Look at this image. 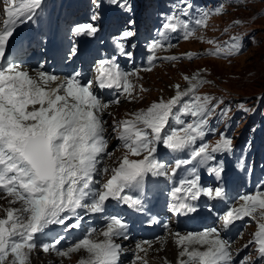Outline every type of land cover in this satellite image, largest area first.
<instances>
[{"label":"snow or ice","instance_id":"obj_1","mask_svg":"<svg viewBox=\"0 0 264 264\" xmlns=\"http://www.w3.org/2000/svg\"><path fill=\"white\" fill-rule=\"evenodd\" d=\"M3 2L6 5V19L0 30V198H10V205L19 203L21 207H8L4 210L5 218H0V264H31V253L38 248V235H49L46 230L52 226H66V231L77 229L84 214H105L110 201L137 212L143 211L144 184L149 175L171 179L181 167L195 162L207 168L217 181L226 179L224 164L220 162L209 167V162L216 159L217 153H232L233 139L222 133L215 144L195 146L197 140H203L208 132V117L215 111L213 97L195 95L201 85L208 83L200 79L199 73L184 77L189 84L187 90L181 91L180 86L176 85V94L171 99L153 102L146 109L132 113L131 119L118 122L115 131L125 153L117 161V166H101L102 158H111L112 155L107 152L108 141L104 137L106 122L103 120L110 104L95 94L93 81L86 84L80 82L79 72L62 79L55 74L39 71L33 77L19 64L5 63L6 50L17 23L33 20L43 0ZM108 3L124 12H132L130 0H108ZM94 4L96 8L101 6L100 0H94ZM174 7L179 12L173 11L164 17L158 35L164 37L182 31L184 40L193 38L195 29L180 18H191L193 4L190 0H182V6L177 4ZM222 14L223 6L205 10L199 13L195 25L206 28L210 16ZM96 19L98 14L94 13L92 20ZM125 24L129 26L128 29L122 31L115 43L120 55L131 59L132 53L126 50L122 40L127 41L136 35L135 31L130 30L136 21L128 18ZM99 30L93 23H85L76 25L72 33L76 37L95 36ZM200 39L203 41L202 37ZM206 42L215 46V50L208 54L216 57L222 54L238 55L242 48L238 37H233L225 47L214 40ZM164 48L165 44L159 39L148 45L150 65L158 59L156 53ZM67 55H77L76 45L69 48ZM185 58L193 60L197 56L188 53ZM164 59L176 61L178 58ZM143 70L151 71V67ZM133 76L139 78L136 72L121 71L115 60L103 59L98 62L95 83L100 89H116L132 100L136 90V85L130 79ZM140 91L146 89L140 86ZM186 96L190 99L182 104ZM112 103L119 104L120 100ZM178 107L180 115L174 112ZM229 111L225 109L223 115L226 116ZM181 115L194 119L185 124ZM173 118L182 127L166 131ZM159 145L172 153L191 149L190 156L188 159H176L169 170L157 159ZM192 173L193 178L181 181L171 191L170 210L176 215L196 213L195 202L201 196L217 201L225 199L223 184L204 188L195 167ZM97 176H107L108 179L98 180ZM97 184L100 187H96ZM131 192L139 195L134 196ZM241 200L239 207L230 208L221 217L223 227L227 229L245 217L257 220L258 230L252 243L258 246L259 256L264 260V192L245 195ZM72 217H76V221L69 224ZM106 219L104 229L98 233L96 229L87 231L67 250L58 248L62 237H53L51 242L39 247L44 253L55 252L60 257H70L73 253L84 251L87 256L79 264H119L123 249L115 240L128 238V224L117 216ZM151 223H157V219L153 218ZM173 235L181 249L179 264H232L231 245L221 238L217 228L184 235L176 232ZM94 236H102L103 239H94ZM149 247L150 241L136 244V264H148L141 253L146 254ZM200 248L205 250L201 251ZM243 264H252L251 258L244 260Z\"/></svg>","mask_w":264,"mask_h":264},{"label":"rangeland","instance_id":"obj_2","mask_svg":"<svg viewBox=\"0 0 264 264\" xmlns=\"http://www.w3.org/2000/svg\"><path fill=\"white\" fill-rule=\"evenodd\" d=\"M236 21L240 23L237 24ZM223 32L231 37L243 36L248 38L250 41L249 50L228 61L201 57L192 61L183 59L182 61H174L171 64L163 65L150 73L144 74L143 79H140V82L144 85L143 88L146 89L144 92L140 91L141 85L136 81L138 78L134 76L132 82H137L135 96L141 94V99L136 100L134 98L129 102L126 101L125 108L121 112L127 114L133 110L135 113L146 109L145 107H149L153 102H158L161 99L165 101L171 99L176 94V85L180 86L181 91L187 90L189 84L184 77H193L197 73L200 74V79L208 82L199 87V95L213 97L212 104L215 101L224 99L231 101L230 107H232L235 102L240 100L253 103L258 96L264 95V0H248L246 5L225 8L222 15L209 19L207 28L199 37L187 41L185 45L167 50L165 55L201 53L210 45L206 42L207 40H212L214 36L221 35ZM201 37L203 41L200 39ZM190 41L191 43H189ZM119 111L117 108L112 109L109 114L107 113L106 118L112 119ZM9 199L0 198V204L2 201ZM11 206L20 208L17 204ZM19 206L21 205L19 204ZM257 230L256 220L249 231L255 233ZM247 238V236L243 237V240L239 242V246L246 243ZM168 240L167 237L162 241L152 243L150 253H153L152 248L164 245L162 243ZM39 254L40 256L35 255V258L51 256ZM141 255L146 257L148 264H155V261H157L155 255L153 257H149L145 253H141ZM81 257V252L73 253L70 257H66V264H79V261L83 259ZM9 260H11V257H9ZM51 260L56 264L59 262L57 255L51 256ZM129 260L132 264H136L134 256L129 257ZM35 264H37L36 259Z\"/></svg>","mask_w":264,"mask_h":264},{"label":"bare ground","instance_id":"obj_3","mask_svg":"<svg viewBox=\"0 0 264 264\" xmlns=\"http://www.w3.org/2000/svg\"><path fill=\"white\" fill-rule=\"evenodd\" d=\"M197 36H198V34L196 35V37ZM189 43H191V41ZM148 72H146V73H148ZM35 76L36 75H34V77ZM53 86H55V85H53ZM8 207H12L9 204V200H4V201L1 202V204H0V218H5L6 212L4 210L7 209ZM19 207H21V206H19ZM69 221H74L75 222L76 219H72V220H69ZM82 225H83L82 227H85L84 223ZM100 227H101L100 224H98L96 227H94L97 230V233L99 232L98 229ZM61 229H62V226H52L50 229L46 230L49 233V235H47V236L38 235L37 236L36 242L38 244V248L31 253V264H35V259L37 260V264H56V263H54L53 260H51L50 256H48V257L44 256V257H41V258L36 257L35 258V255H37V256L39 255L40 256L39 253L43 254L42 248H40L39 245L43 244L46 241L45 239H47L49 236L61 233ZM181 235H184V233H182ZM166 237H168L169 240L167 242L162 243L164 245H159V246H155L157 248H152L153 253H150L151 247H149L146 255L148 254L149 257H153L154 255L157 256V261H155V264H179V262H180L179 253H180L181 249L176 245L175 238H174L173 234H170V235H168ZM69 238L72 239L70 243H67V244L60 243V245H58V247H60V248L63 247L65 249L67 247L74 246V244L77 243V242H75V240L78 238V234L74 233V234L66 235V239H69ZM93 238L94 239H96V238L103 239L102 236H99V237L94 236ZM118 244L123 245L120 242H118ZM64 245H65V247H64ZM146 247H148V246L146 245ZM200 250L203 251L205 249L200 248ZM80 252L82 254L81 258H86L87 253L84 252V251H80ZM80 252H77V253H80ZM58 258H59V262H58L59 264H66V262H67L66 261V257L58 256ZM128 259L129 258L125 259V261H127ZM61 260H62V262H61Z\"/></svg>","mask_w":264,"mask_h":264},{"label":"clouds","instance_id":"obj_4","mask_svg":"<svg viewBox=\"0 0 264 264\" xmlns=\"http://www.w3.org/2000/svg\"><path fill=\"white\" fill-rule=\"evenodd\" d=\"M230 1V2H229ZM229 1H227V2H229L230 4V6H228V7H231V6H240V5H246L247 3H248V0H229ZM218 6H211L209 9L211 10V9H213V8H217ZM214 16H219V15H212V17H214ZM211 17V18H212ZM238 57V56H237ZM236 57V58H237Z\"/></svg>","mask_w":264,"mask_h":264}]
</instances>
